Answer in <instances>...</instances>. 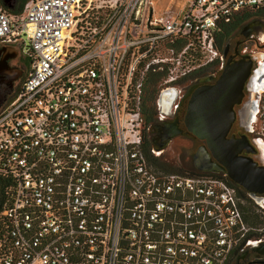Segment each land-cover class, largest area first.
<instances>
[{
	"label": "built area",
	"instance_id": "built-area-1",
	"mask_svg": "<svg viewBox=\"0 0 264 264\" xmlns=\"http://www.w3.org/2000/svg\"><path fill=\"white\" fill-rule=\"evenodd\" d=\"M182 2L0 0V44L30 63L0 107V264H227L248 241L233 185L149 164L141 105L148 73L176 87L264 0Z\"/></svg>",
	"mask_w": 264,
	"mask_h": 264
},
{
	"label": "flooded vegetation",
	"instance_id": "flooded-vegetation-1",
	"mask_svg": "<svg viewBox=\"0 0 264 264\" xmlns=\"http://www.w3.org/2000/svg\"><path fill=\"white\" fill-rule=\"evenodd\" d=\"M1 2L3 5L9 4L11 8L17 6V0ZM218 51L214 62L190 72L176 87L161 92L164 95L160 98L159 94L150 119L148 114L143 113V146L148 143L149 148L165 149L175 144L182 150L192 151L190 161L184 162L185 166L204 175L225 179L236 188L242 201L246 198L253 209L257 208L255 212L264 217V192H258L260 187L246 190L232 183L226 167L212 157L206 142L198 139L185 124L189 103L197 89L214 85L226 67L238 64L249 66L240 101L232 107L233 121L225 138L237 157L248 159L253 168L264 176V133L257 128L258 121L264 117V16L257 13L239 22ZM29 68L30 63L19 48L0 44V97L14 94L26 78ZM172 91L176 92L174 97ZM198 151L201 155L195 160L194 155ZM198 168L206 171L201 172ZM253 230L261 236L249 238L233 264L264 262V227Z\"/></svg>",
	"mask_w": 264,
	"mask_h": 264
},
{
	"label": "water",
	"instance_id": "water-1",
	"mask_svg": "<svg viewBox=\"0 0 264 264\" xmlns=\"http://www.w3.org/2000/svg\"><path fill=\"white\" fill-rule=\"evenodd\" d=\"M4 6L11 8L9 4ZM248 72L247 65L226 67L214 85L197 89L189 103L185 124L198 139L206 142L212 157L226 167L227 176L232 183L246 190L260 187L258 192H264V176L253 168L248 159L237 157V153L225 138L233 121L232 107L240 101ZM175 94L176 92L172 91L173 97ZM163 95L164 93H161L159 97ZM199 155L201 152L198 151L194 159H199ZM198 170L206 171L201 168Z\"/></svg>",
	"mask_w": 264,
	"mask_h": 264
},
{
	"label": "trees",
	"instance_id": "trees-1",
	"mask_svg": "<svg viewBox=\"0 0 264 264\" xmlns=\"http://www.w3.org/2000/svg\"><path fill=\"white\" fill-rule=\"evenodd\" d=\"M28 1L29 0H17V6L12 7V8H8V7L4 6L2 4V2H1V4L9 13H12L15 15H20L23 12V7H24L25 3ZM258 14L264 16V12H259ZM243 17H246V16H240V17L234 18L229 24H227L226 26L223 27L222 32L217 34L215 43H216V47L218 48V50H221V47H222L224 40L236 28V25L244 19ZM162 77H163L162 73H157V74L148 73L147 77L144 81L141 109H142V114L143 113L148 114V119H150L155 112L156 100L158 98L157 86H158V83ZM144 150H145V154H146V157L148 159L149 164L152 167L154 165L160 169V170H158V169H155L153 167L155 170H157L159 172H163V173H174V174L184 172V170L182 168L177 167L174 164H171V163L164 164V165L160 164L157 161V159H155L153 156H151V152H150V148H149L148 143L144 147ZM190 175L194 176L197 174L193 172V173H190ZM214 177H216V176H214ZM8 187H9L8 180L3 178V177H0V210L2 209V207L4 206V204L6 202L5 191ZM243 200L245 203H248V206H246V207L242 206V205L240 206L246 225L252 229H259L261 227H264V217L255 212V210L251 206V203L246 198L245 199L243 198ZM260 236H261V234H259L257 231H250L248 233L247 238L248 239L251 237L258 238ZM241 247H239L233 251L232 256H231V258L227 264H233L234 263V259L237 256V254L240 253Z\"/></svg>",
	"mask_w": 264,
	"mask_h": 264
},
{
	"label": "rangeland",
	"instance_id": "rangeland-1",
	"mask_svg": "<svg viewBox=\"0 0 264 264\" xmlns=\"http://www.w3.org/2000/svg\"><path fill=\"white\" fill-rule=\"evenodd\" d=\"M154 2L157 5L173 3L178 11L181 9V7L183 5L182 0H154ZM251 16H246V17H243V18L245 19V18H248V17H251ZM157 73H158L157 70L152 72V74H157ZM159 94L160 93L158 91V96H159ZM11 96L12 95H6V96L2 95L0 97V107L5 106L9 102V100L12 98ZM257 126H258L257 127L258 130L260 132L264 133V117H262L258 121ZM177 142L182 143L181 141H178V140H177ZM150 152H151V156H153L155 159H157V161L160 164L164 165V164L171 163V164H174L177 167H180V168H182L184 170V172L178 173V174L190 175V173H193V172L196 173V174H200L199 172L195 171L191 167H187V166L184 165L185 160H187L188 162L190 161L192 151L182 150L181 148L177 147V145L172 144L168 148H165V149H154L153 146H150ZM153 167L155 169L160 170L158 167H156L154 165H153ZM241 205L246 207V206H248V203H245L244 201H242ZM254 209L257 210V208H254Z\"/></svg>",
	"mask_w": 264,
	"mask_h": 264
},
{
	"label": "crops",
	"instance_id": "crops-1",
	"mask_svg": "<svg viewBox=\"0 0 264 264\" xmlns=\"http://www.w3.org/2000/svg\"><path fill=\"white\" fill-rule=\"evenodd\" d=\"M169 4H172L175 7V5L173 3H167V4H162V5H167L168 6Z\"/></svg>",
	"mask_w": 264,
	"mask_h": 264
}]
</instances>
